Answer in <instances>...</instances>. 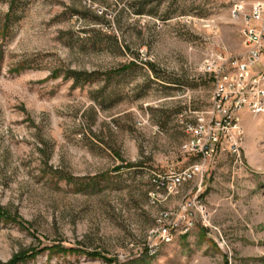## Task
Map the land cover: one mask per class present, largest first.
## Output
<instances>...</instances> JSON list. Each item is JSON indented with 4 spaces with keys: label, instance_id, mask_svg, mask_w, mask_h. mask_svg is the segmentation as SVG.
<instances>
[{
    "label": "rangeland",
    "instance_id": "obj_1",
    "mask_svg": "<svg viewBox=\"0 0 264 264\" xmlns=\"http://www.w3.org/2000/svg\"><path fill=\"white\" fill-rule=\"evenodd\" d=\"M241 1L0 0V264H264V115L242 114V162L208 163L211 226L148 245L182 201L156 181L200 160L205 62L245 52Z\"/></svg>",
    "mask_w": 264,
    "mask_h": 264
},
{
    "label": "built area",
    "instance_id": "obj_2",
    "mask_svg": "<svg viewBox=\"0 0 264 264\" xmlns=\"http://www.w3.org/2000/svg\"><path fill=\"white\" fill-rule=\"evenodd\" d=\"M244 3L243 0L236 3L233 15L244 21L245 52L234 57L222 53L215 60L205 62L203 70L214 80L212 107L206 117L198 115L185 123L187 139L183 150L200 160L181 171L160 176L150 193L154 203L168 201L174 195L182 196L179 207L161 211L156 225L149 231L152 254L179 235L188 234L198 218L204 226H211L208 207L201 199L208 163L221 153L242 162L245 138L242 114L264 115V1L253 2L249 11ZM189 183L197 187L196 195H192L193 189L183 191Z\"/></svg>",
    "mask_w": 264,
    "mask_h": 264
},
{
    "label": "trees",
    "instance_id": "obj_3",
    "mask_svg": "<svg viewBox=\"0 0 264 264\" xmlns=\"http://www.w3.org/2000/svg\"><path fill=\"white\" fill-rule=\"evenodd\" d=\"M0 212H1V214H4V215L6 214L5 212L2 211L1 207H0ZM19 259H21V257H19L17 260H13L11 262L4 263V264H16Z\"/></svg>",
    "mask_w": 264,
    "mask_h": 264
},
{
    "label": "crops",
    "instance_id": "obj_4",
    "mask_svg": "<svg viewBox=\"0 0 264 264\" xmlns=\"http://www.w3.org/2000/svg\"><path fill=\"white\" fill-rule=\"evenodd\" d=\"M247 114V113H246Z\"/></svg>",
    "mask_w": 264,
    "mask_h": 264
}]
</instances>
